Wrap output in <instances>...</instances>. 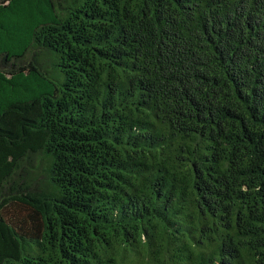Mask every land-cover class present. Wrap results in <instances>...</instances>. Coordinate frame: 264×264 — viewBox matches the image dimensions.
<instances>
[{"label": "trees", "instance_id": "trees-1", "mask_svg": "<svg viewBox=\"0 0 264 264\" xmlns=\"http://www.w3.org/2000/svg\"><path fill=\"white\" fill-rule=\"evenodd\" d=\"M0 264H264V0H0Z\"/></svg>", "mask_w": 264, "mask_h": 264}]
</instances>
